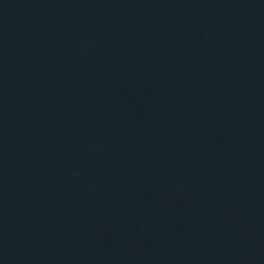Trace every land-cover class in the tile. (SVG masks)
<instances>
[{"label":"water","instance_id":"obj_1","mask_svg":"<svg viewBox=\"0 0 264 264\" xmlns=\"http://www.w3.org/2000/svg\"><path fill=\"white\" fill-rule=\"evenodd\" d=\"M0 264H264V0H0Z\"/></svg>","mask_w":264,"mask_h":264}]
</instances>
